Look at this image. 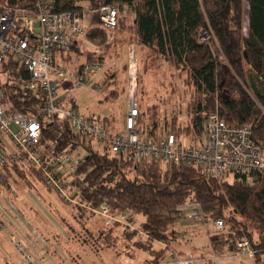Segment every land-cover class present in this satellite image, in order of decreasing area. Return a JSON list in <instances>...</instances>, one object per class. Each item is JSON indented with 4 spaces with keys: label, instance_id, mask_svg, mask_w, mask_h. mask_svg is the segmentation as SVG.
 <instances>
[{
    "label": "trees",
    "instance_id": "1",
    "mask_svg": "<svg viewBox=\"0 0 264 264\" xmlns=\"http://www.w3.org/2000/svg\"><path fill=\"white\" fill-rule=\"evenodd\" d=\"M35 1L9 0L14 5ZM52 5L56 11L72 12L116 5L117 27L125 28L127 17L122 12L125 7L130 8L140 49L148 48L153 51L149 55L170 60L187 73L195 87L194 98L198 103L193 118L195 129L202 130L205 117L214 110L229 123L250 124L253 137L264 147V0H52ZM96 17L100 28L95 29L100 32L92 31V36L105 39L107 30L117 27L103 26L98 13L86 24L85 33ZM203 31L212 36L209 43L200 41ZM69 56L70 52L61 54L63 61ZM30 80L27 68L12 55L0 64V89L6 92L15 109L36 114L44 104V97L28 87ZM223 90L228 93L225 99L220 94ZM145 113L140 108L144 124ZM41 121L42 141L56 139L57 151L72 150L80 144L68 128L60 130L44 117ZM156 122H152L154 127ZM162 130L181 134L172 128ZM90 151L79 170L88 174L84 183L77 182L75 197L91 210L107 207L117 216L125 211L131 213L132 219L144 216L136 230L123 228L126 243L141 235L150 243L173 241L179 234L172 228L174 223L184 210L193 209L213 224L217 219L223 220L225 226L215 227L219 232L210 235L214 248L226 243L235 249V237L247 236L256 252L254 263L264 264V172L249 184L241 174L229 181L207 176L195 165L166 166L156 160L134 162L107 150ZM35 172L40 179L38 171ZM21 176L26 178L24 174ZM116 226L119 222L103 228L104 233L114 235ZM146 244H137L150 251L147 254L151 258L145 264H160L167 255L166 247L150 250Z\"/></svg>",
    "mask_w": 264,
    "mask_h": 264
},
{
    "label": "built area",
    "instance_id": "2",
    "mask_svg": "<svg viewBox=\"0 0 264 264\" xmlns=\"http://www.w3.org/2000/svg\"><path fill=\"white\" fill-rule=\"evenodd\" d=\"M90 11L99 14L103 26L117 27L119 9L116 5L72 12L54 10L52 0L21 5L0 0V64L9 55L23 63L31 75L28 87L44 97L41 108L31 114L15 109L6 92L0 89V190L21 174L37 178L35 171H38L39 180L63 202L85 206L75 194L79 187L77 182L86 180L88 173H79V170L91 149L107 150L134 162L156 160L166 166L195 165L207 176L229 181L241 174L249 184L264 172V147L253 137L252 126L229 123L217 111L205 117L201 138L192 142L183 134L162 129L154 131L153 124H144L134 88L130 92L125 122L116 127L105 117L86 115L74 103L65 104L58 97L61 82L73 80L75 86L80 87L88 84L100 70L90 63L70 69L61 58L62 53L67 54L85 35V18ZM210 36L203 31L200 41L206 43ZM41 117L60 130L68 128L80 144L72 150L57 151L59 142L56 139L43 142ZM9 186L7 188L12 191ZM98 212L109 225L122 222L130 231L137 229L128 211L117 216L104 207ZM192 213L193 218L204 219L201 213ZM214 225L218 229L225 226L221 219ZM2 232L10 235L25 260L33 262L18 236L7 232L0 216V235ZM234 243L236 255L255 257L256 252L247 236L235 237ZM170 256L172 262L169 264H195L176 254Z\"/></svg>",
    "mask_w": 264,
    "mask_h": 264
},
{
    "label": "rangeland",
    "instance_id": "3",
    "mask_svg": "<svg viewBox=\"0 0 264 264\" xmlns=\"http://www.w3.org/2000/svg\"><path fill=\"white\" fill-rule=\"evenodd\" d=\"M123 10L122 16L127 17L129 27L120 25L107 30L105 39L93 38L92 31L98 34L100 29L95 28L100 26L97 17L92 20L87 34L69 51V59L63 63L70 69L90 63L99 66L100 70L88 84L80 87L75 86L73 80L61 82L58 97L65 104L76 103L77 108L88 116L107 118L116 127L125 122L130 92L134 88L138 104L146 112V124L157 121L155 131L172 128L188 140L197 142L202 130L197 131L193 124L194 113L198 110L195 87L187 73L177 69L170 60L149 55L153 51L148 48L140 49L134 13L128 7ZM94 15L96 12L93 11L86 14V24ZM220 94L225 99L228 93L223 90ZM9 185L12 191L7 188ZM9 185L0 190V216L7 232L18 236L33 262L25 260L10 235L2 232L0 264H143L151 255L147 254L149 250L137 246L142 242L147 243L150 250L166 247L170 262V254H176L195 264H255L248 256L236 255L229 244L218 245L215 249L210 243V235L219 230L212 221L193 218V209L184 210L174 223L172 228L179 234L173 241L150 243L141 235L128 240V245L123 236L124 223L119 222V226L114 227V235L104 233L103 228L112 225L107 224L98 211L63 202L36 177L16 176ZM144 219V216L136 215L135 225L139 226ZM218 255L220 257L216 259Z\"/></svg>",
    "mask_w": 264,
    "mask_h": 264
},
{
    "label": "crops",
    "instance_id": "4",
    "mask_svg": "<svg viewBox=\"0 0 264 264\" xmlns=\"http://www.w3.org/2000/svg\"><path fill=\"white\" fill-rule=\"evenodd\" d=\"M79 40H81V38H79ZM216 259H218V258L216 257ZM6 262H9V260H6ZM169 262H170V260H169V256H168V253H167V255L165 256V258L163 259V261L160 264H168ZM123 264H125V263H123ZM143 264H145V260H144V263Z\"/></svg>",
    "mask_w": 264,
    "mask_h": 264
},
{
    "label": "water",
    "instance_id": "5",
    "mask_svg": "<svg viewBox=\"0 0 264 264\" xmlns=\"http://www.w3.org/2000/svg\"><path fill=\"white\" fill-rule=\"evenodd\" d=\"M36 25L38 26V23Z\"/></svg>",
    "mask_w": 264,
    "mask_h": 264
}]
</instances>
